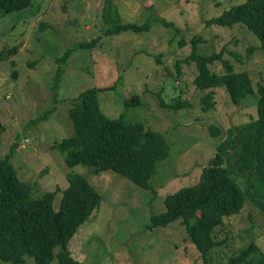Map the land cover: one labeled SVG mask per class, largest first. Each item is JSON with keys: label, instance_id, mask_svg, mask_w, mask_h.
<instances>
[{"label": "rangeland", "instance_id": "obj_1", "mask_svg": "<svg viewBox=\"0 0 264 264\" xmlns=\"http://www.w3.org/2000/svg\"><path fill=\"white\" fill-rule=\"evenodd\" d=\"M241 1L114 0L123 23L148 21L150 28L112 35L105 34L111 26L102 18L105 0H31L24 8L0 14V51L16 47L15 53L0 61V156L13 148L11 161L17 175L32 186L34 194L65 186L67 172L84 173L100 192L98 208L69 241L71 255L80 263L203 264L181 219L164 227L148 229L147 225L152 215L165 210L169 193L198 180L216 145L229 138V129L258 117L264 52L257 37L242 25L205 24ZM160 19L174 22L180 30L163 25ZM98 36L101 39L93 47L78 48L80 42ZM193 37H199L197 53L222 50L221 56L235 70L247 71L255 94L234 104L224 87H216L214 106L203 111L201 97L206 91L193 83L195 63L182 62L181 75L176 68L178 60L191 54ZM248 47L252 52H247ZM68 48L72 51L61 64L63 74L55 89L56 59ZM208 66L217 73L224 70L218 61ZM94 86L103 87L98 98L106 116L142 123L163 133L170 145L149 187L112 169L96 172L83 163L67 166L63 151L55 147L73 133L68 114L72 98ZM132 94L139 95L140 103L125 105L124 98ZM177 101L188 106L172 107ZM209 125L217 127L219 134L213 136ZM246 174L233 171L242 187L247 184ZM61 194L55 195L54 207ZM215 238L225 240L210 252V264H224L251 241L264 252V211L248 199L238 213L223 218ZM25 261L34 264L31 257ZM0 264L11 263L0 260ZM50 264L61 263L54 257Z\"/></svg>", "mask_w": 264, "mask_h": 264}, {"label": "trees", "instance_id": "obj_2", "mask_svg": "<svg viewBox=\"0 0 264 264\" xmlns=\"http://www.w3.org/2000/svg\"><path fill=\"white\" fill-rule=\"evenodd\" d=\"M30 3L31 0H0V14L4 16ZM103 9L102 18L107 25H111L105 30L106 35L126 30L147 31L150 28L148 21L142 24L123 23L114 0H105ZM160 22L173 26L176 31L180 30L172 21L160 19ZM205 24L224 27L242 25L257 37L259 48L264 52V0H243L232 4L218 16L205 20ZM100 39L98 36L91 41L80 42L78 48H91ZM198 40L199 37L192 38L191 54L183 61L178 60L176 68L178 75H181L182 62L195 63L197 75L193 83L198 89L206 91L201 97L203 111L214 106L213 89L216 87H224L234 104L255 94L252 78L247 71L235 70L232 62L221 56L222 50L210 55L197 53ZM185 44L182 40L181 45ZM15 51V46L2 49L0 61ZM71 51L72 48L66 49L56 59L55 89L63 74L61 64L67 61ZM247 52H252V47H248ZM231 54L239 60L237 54ZM217 61L224 66L221 73L211 71L208 66ZM11 64L14 65V62ZM12 75L15 76L16 71ZM101 89L103 87H90L72 98L68 114L73 133L55 147L63 151L67 166L83 163L92 166L96 172L112 169L140 186L149 187L158 162L169 155L170 145L163 133L142 123L106 116L98 98ZM257 92L258 117L229 129V138L216 145L217 151L202 167L198 180L169 193L165 197V210L152 215L147 225L148 229L164 227L181 219L203 264L211 263L210 252L225 240L215 238V230L223 223L224 217L238 213L248 199L255 201L264 211L263 84L258 83ZM123 102L136 106L140 103L139 95L132 94ZM161 105L166 106L162 98ZM185 106L188 103L184 101L172 105L174 108ZM47 112L41 118L47 117ZM209 130L213 136L219 134V129L214 125H209ZM12 149L0 156V260L26 264L25 257H31L34 264H50L56 257L61 264H82L72 257L69 241L77 228L98 208L100 192L84 173L67 172L65 186H55L52 190L34 194L32 186L17 175L11 161ZM233 168L247 172L245 187L235 179ZM59 192L62 193L61 198L58 207H54V197ZM55 247L59 248L57 252H54ZM224 264H264V252L256 242L251 241Z\"/></svg>", "mask_w": 264, "mask_h": 264}]
</instances>
